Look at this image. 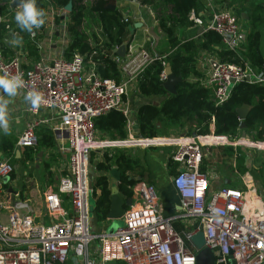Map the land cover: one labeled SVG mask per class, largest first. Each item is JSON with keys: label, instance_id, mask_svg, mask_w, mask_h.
<instances>
[{"label": "built area", "instance_id": "1", "mask_svg": "<svg viewBox=\"0 0 264 264\" xmlns=\"http://www.w3.org/2000/svg\"><path fill=\"white\" fill-rule=\"evenodd\" d=\"M209 4L207 20L193 11L188 22L204 29L203 33L220 35L224 49L241 50L246 33L237 16L212 0ZM5 22L0 12V25ZM30 34V39L36 41L39 31ZM37 47L40 50L39 42ZM155 59L163 58L142 51L124 63L116 56L121 77L115 81L102 77L81 54L71 60L63 56L53 59L49 55L33 60L27 52L17 57L0 54V77L19 74L24 80V86L18 90L23 98L33 90L41 96L37 108L27 103L31 118L15 147L23 150L37 146L36 131L45 123L39 115L45 111L56 115L57 124L49 129L58 151L67 155V166L56 186L46 188L43 195L47 223L35 216L19 194L9 193L7 186H3V179L10 178L13 167L8 156L0 160V208L8 212L6 219L0 218V264H63L78 254L84 258V264H195L197 250L191 246L189 237L199 231L204 234L205 246L214 253L215 264H228L229 260L235 264L264 262V206L259 198H254V187L245 182V191L225 186L211 190L209 174L201 168L206 159L204 147L212 144L233 150L237 147L264 150V141L248 135L246 138L213 133L177 135L162 141L158 145L172 149L167 163L175 168L172 186L179 196L178 212L171 217L163 216L155 188L139 181L131 188L132 196L126 198L129 204L116 232L96 236L89 229L90 156L101 149L126 147L125 141L134 142L137 134L135 124L130 121L128 100L138 94L137 81ZM209 69L202 85L211 89L215 106L224 103L233 87L247 78L249 83L264 86V73L249 65L242 68L215 60ZM161 80L165 81L164 72ZM111 111H119L126 117L127 139H97L95 122ZM146 141V145L154 144ZM180 221H184L187 231L178 234L173 224ZM93 241L95 245L89 249Z\"/></svg>", "mask_w": 264, "mask_h": 264}, {"label": "trees", "instance_id": "2", "mask_svg": "<svg viewBox=\"0 0 264 264\" xmlns=\"http://www.w3.org/2000/svg\"><path fill=\"white\" fill-rule=\"evenodd\" d=\"M136 1L142 7L149 9L159 29L167 36L169 52L161 55L163 59H155L145 68L137 81L138 94L145 98H163L157 105H141L137 109L135 129L143 138L155 139L157 137V121L163 120L168 126L177 127L188 122L195 124L197 131L192 134H209L210 125H213L215 136L224 135L236 138L243 131L255 140L264 141V86L246 81L233 87L229 98L222 104L215 106L212 91L199 81L189 82L191 76H201L198 72L196 59L204 55L211 56L218 62L239 65L244 68L249 65L257 72L264 73V57L259 48L260 30L256 28L254 7L249 16L246 41L239 51H231L222 47L220 35L215 32H205L194 39H180L175 28L191 24L189 15L197 6L198 0H130ZM217 4L226 6L230 0H216ZM71 3V11L65 16L64 8ZM114 0H37V7L45 12V23L31 32L22 31L16 22L7 21L0 25V43L12 34L14 40L25 45L28 57L33 60L40 58L37 43L40 35L43 37L47 27V18L53 13V26H63L69 34V43L63 50L64 58L73 59L76 54H81L85 62L91 63L95 71L104 78L115 81L121 77L118 63L114 58V51L123 44L129 33L123 15L114 6ZM9 7V2L7 8ZM48 8H50L48 10ZM3 9V8H1ZM0 9V12H1ZM51 12V13H50ZM2 13V12H1ZM238 18V17H237ZM39 31L36 41L30 39V33ZM163 63L168 64L175 76L182 78L177 84L176 96L169 95L163 88L161 74L164 72ZM248 105L252 109L245 123V129L239 127L236 109ZM126 117L119 111H111L106 116L95 122V129L109 140L126 138ZM38 142L34 148H25L21 152L19 161L15 160L16 141L6 136L0 139V151L10 158V161L28 164L33 162L39 151L57 149V142L53 133L48 128H39ZM232 150V149H230ZM55 154H52L54 156ZM95 156V154H93ZM93 163V160L91 159ZM172 165V164H170ZM204 172L205 167H201ZM111 169L120 171L121 179L117 185L118 191L125 197L132 196V187L136 184L131 175L139 176L141 173L139 160L127 155L126 152H116L107 149L99 160L93 164V170L98 176L91 186L93 202V217L97 223L105 221L109 212L112 189L109 188L107 174ZM240 172L246 168L239 167ZM14 178V172L10 180ZM5 187V185H3ZM227 187V186H226ZM22 199V198H20ZM23 200V199H22ZM92 217V216H91ZM175 231L180 234L186 230L180 222L174 223ZM186 245H189L185 240ZM122 264V263H121Z\"/></svg>", "mask_w": 264, "mask_h": 264}, {"label": "crops", "instance_id": "3", "mask_svg": "<svg viewBox=\"0 0 264 264\" xmlns=\"http://www.w3.org/2000/svg\"><path fill=\"white\" fill-rule=\"evenodd\" d=\"M211 0H198L197 6L194 9L195 13L197 15H201L207 20L208 15V7L210 6L209 2ZM214 3H216V0H212ZM227 9L232 11L237 17L238 22L241 25L240 22L243 23V30L247 34L248 32V26H249V16L251 15V11L254 7L258 8V11L255 14L256 17V28L260 30V43L259 48L261 50V53L264 57V0H230L228 4L225 6ZM8 7V10H11V8ZM117 10L122 13L123 19L125 24L128 28V35L125 41H128L127 46V54L122 61L124 63L130 62L132 59L136 58L137 55H139L142 51H148L154 56H161L167 54L169 50L168 40L167 36L159 29L153 13L147 9L146 7H142L139 5L136 1H130V0H119L118 6H116ZM12 11V10H11ZM50 18H47V27L49 26L51 30L49 33L47 31L46 34L43 36L42 39H39V44L41 46V50L39 53L40 58H46L47 55H49L53 59H57L56 55L52 57L51 55H54L51 52H54V49L56 48L54 44L52 43V39L55 38L57 35V31L54 30V26L51 22H53V17L50 14ZM138 23L139 27L134 28L135 24ZM241 26V28H242ZM176 35L180 39H194L198 37V31L199 29L196 27H193L192 24L179 26L175 28ZM47 38V39H45ZM14 38L12 34L9 33L7 38L3 41V43H0V54L6 57H17L22 56L24 53H26L25 45L22 42L14 43ZM49 48L50 53H43V48ZM204 62L205 66L203 64L199 63L197 65L198 72L201 76H191L188 78L189 82H195L199 81L201 84L204 83L206 80L208 73L210 71L209 64L211 61H215L211 56L204 55L200 57L199 61ZM0 98L7 99L9 101L8 103V109H7V116H6V122L8 125V130L5 132L2 127V129L6 135L9 138L15 139L17 141L19 135L22 133L21 131L25 128L27 121L29 118H31V115L27 112L28 110V104L25 102L23 96L21 93L17 92V95L14 97H8L6 95L0 94ZM163 100V98H145L139 94H135L129 97L128 100V110L130 111V121L135 124L137 109L141 105H157ZM138 104V105H137ZM39 118L43 121H45L44 124L40 125L39 128H50L51 126L57 124V117L56 115L52 113H48L45 111H41ZM53 119V120H52ZM53 124V125H52ZM39 130V129H38ZM37 130V131H38ZM135 130V129H134ZM136 133V132H135ZM137 134V133H136ZM135 134V135H136ZM3 137V136H1ZM0 137V139H1ZM106 137V136H105ZM108 139V137H106ZM141 138V136H139ZM143 138V137H142ZM58 149V144H57ZM171 149V148H170ZM22 150H20L21 152ZM172 151V149H171ZM236 151V149H235ZM15 152V150H14ZM43 153H47L46 150L42 151ZM101 152V151H99ZM61 154L59 158H55V160L63 159L65 160V164H61L62 162L59 161L56 165L51 166V180L52 182H55V185H47L48 187H55L57 184V181L60 177V175L64 172L63 170L67 166V155L59 151ZM22 154V152H21ZM126 154L131 156L132 158L139 160V165L141 169V173L139 176L131 175L135 182L137 178H141V182H144L148 185L153 186L155 190L157 191V199H158V207L160 208V213L165 217H171L174 216L178 212V204H179V196L172 186V177L175 174V168L173 165H170L167 163V158L170 152L166 153H160V152H146L141 149H138V151L133 152V150H127ZM59 155V154H58ZM64 155V156H63ZM149 157H148V156ZM238 154L236 153V156ZM21 156V155H20ZM62 156V157H61ZM97 158H100L102 154L96 153ZM4 157H7L5 154H3L0 151V160ZM17 157V156H16ZM148 157V159H147ZM19 159V158H18ZM62 160V161H63ZM205 161V160H204ZM208 169V168H207ZM98 174L96 175V177ZM95 177V178H96ZM108 177V183L109 188L116 189L117 190V183L110 177L109 174H107ZM92 181L94 182V179L92 178ZM90 180V188L93 184ZM226 183H229L226 181ZM14 190L17 192L23 200L27 201L28 203L33 202L35 198L41 200L40 202L36 201V209L34 210V205L30 203L31 210L34 212L35 216L42 220L44 223L48 222V217L45 214V211H43L42 208V202H43V196L40 195V192L38 191V194H35L32 190V186H26V183H23L21 180V173L19 176H17V173L14 178L10 180L8 183ZM46 185V184H45ZM219 187V186H218ZM218 187L213 188L211 187V190H216ZM226 187V186H225ZM7 188V187H6ZM36 190L39 189V185H36ZM232 188V187H231ZM46 188L44 189L45 192ZM93 204V202H92ZM90 208H92V205H89ZM8 208V207H7ZM8 212H6V209L1 207L0 208V218L6 219ZM91 214V213H90ZM91 219H93V215L91 214ZM179 223V222H178ZM180 224L185 226L184 221H180ZM121 226L120 223H115L113 221L105 220L100 221V223H96L91 229L92 233L96 236L105 235V234H112L118 230V228ZM264 264V262L262 263Z\"/></svg>", "mask_w": 264, "mask_h": 264}, {"label": "rangeland", "instance_id": "4", "mask_svg": "<svg viewBox=\"0 0 264 264\" xmlns=\"http://www.w3.org/2000/svg\"><path fill=\"white\" fill-rule=\"evenodd\" d=\"M10 1L11 0H0L1 8H3V9H1V12L5 16L6 22L9 20L15 21L14 16H15L16 11L18 10V8H16V10H12V11L7 9V4ZM114 1H115L114 7L118 6L119 0H114ZM61 15L65 16L66 14L64 12ZM48 18H50V16H48ZM240 23H241V25H240V27H241L243 25V23L242 22H240ZM48 28L50 29V27H48ZM242 28H243V26H242ZM54 30L57 31L56 33H59V36H56L55 38L52 39L53 40L52 43L54 44V46L56 48L54 49V52H51V53H53V54L55 53V54L51 55V56L54 57L56 55V58L60 57V56L64 57L63 50L65 49V47L69 43V34L66 32L65 27H63L62 25L59 27L54 26ZM244 30L247 31L246 28ZM48 31L50 32L51 30H48ZM42 38L43 37L40 35V39H42ZM45 39H47V38H45ZM40 51L42 52L41 49L39 50V53H40ZM44 52L47 54L50 53L48 48H46V47L43 48V53ZM196 61H197L196 65H199V63H201V64H203V66H205V64L202 60H201L202 62H200L199 59L197 58ZM157 126H159L157 128L158 129L157 130V137L155 139H149V141H151V142H155V141H157V139L166 140V139H169L171 137H176L177 135H191V133L197 131V129L195 128V124L191 125L188 122H184V125H177V127H173V126H168L165 121L160 119L157 121ZM95 131H96V129H95ZM134 131L136 132V129ZM213 132H214V129H210V133H213ZM209 134H206V135H209ZM241 134H240V136H241ZM1 136L8 137L2 129H0V137ZM96 137H97V139H100L102 141H109V139H107L105 137V135H103L99 131H96ZM229 137H231V136H229ZM125 139H127V136ZM146 140H147V138H142V137L139 138V136H138V137H136L135 140H133L136 143L135 145L126 146V147H112L109 149L115 150L116 152H118V151L119 152H121V151L126 152L127 150L128 151L133 150V152L135 153V151H138V149H141L143 151H146L147 153L148 152H152V153L153 152L154 153L155 152H157V153L158 152H160V153L161 152L162 153L167 152V154L169 152L171 153L170 147L163 146V145H154V144L153 145H151V144L146 145V143H148ZM204 148L206 151V159H205V161L202 162V166L205 167L204 169H206L204 172L205 173L208 172V174H209V187H210V189H211V187L213 189V188H216L218 186H227V187H232L235 189H240V190L245 191V189H246L245 182H246V183H249L251 186L254 187V189H255V192H253L254 198L255 199L259 198V200L262 203V206H264V150L251 149L250 147H237V148H235L236 149V151H235L233 149L230 150L228 147L222 146L219 143L217 145L212 144V145L204 147ZM42 151H39V153ZM106 151H107V149H101V152H99V153L103 154ZM46 152L47 153H43L39 157H38V155H39L38 154L36 159L33 162L28 163V164L16 162V161L20 160V158L18 159L17 157H15L16 161L12 160L10 162L12 164L13 172L15 173V175L17 173V176H19L21 173L22 182L26 183L25 185L28 187L32 186L33 187L32 191L35 194H38V191H39L41 196L44 195V189L47 188V185H51V186L55 185V182L54 181L52 182L53 179L51 180V173H52L51 172V166L56 165L57 163H59V161L62 162L61 164H63V163L65 164V162H66L62 158L59 160H55L56 157L59 158L61 155L59 153L58 149H55V150L49 149V150H46ZM236 153L238 154L237 156H236ZM52 154H55V155L52 156ZM93 154H95V156H93ZM93 154H91V156H90L89 165H88V170H89V176L88 177L90 178L91 183L93 182L92 178L95 179V177L97 175V172H95V170H93V164H95L99 160V158H97V156H96V152H94ZM148 157H147V159H148ZM91 159L93 160V163L91 162ZM240 166L245 167L246 171L240 172L239 171ZM226 181H228L229 183H226ZM36 185H39L38 190H36V188H35ZM260 190H262V193L260 192ZM38 196H39V194H38ZM36 201L40 202L41 200L35 198V200L33 202H30L34 205V207H33L34 210L36 209V204L38 203V202L36 203ZM30 203H29V205H30ZM89 205L93 206L91 195L89 197ZM30 207H31V205H30ZM96 223L97 222L94 220V217H93V219H91L89 222V229H91ZM117 223L119 224L120 222H117ZM121 223H122V221H121ZM94 245H95V241H93L89 245V249H91ZM83 259L84 258L83 257L80 258L79 254H78L77 256H73L67 262H65L63 264H84Z\"/></svg>", "mask_w": 264, "mask_h": 264}, {"label": "water", "instance_id": "5", "mask_svg": "<svg viewBox=\"0 0 264 264\" xmlns=\"http://www.w3.org/2000/svg\"><path fill=\"white\" fill-rule=\"evenodd\" d=\"M71 6H72L71 3H69L64 8V12L69 13L71 11ZM10 8H11V10H16V8H18V0H11L10 1ZM49 9L50 8H48V10ZM108 9L112 11L115 9V7L109 6ZM137 27H139L138 23L135 24L134 28H137ZM198 29H199L198 35H201L204 32V29H202V28H198ZM47 33H49V31H47ZM57 35H59V33H57ZM127 46H128V41H124L122 45H120L115 50H113L114 54L119 59H124L126 54H127ZM213 64H215V61L210 62V65H213ZM163 70H164V74H165V81L163 82V88L166 90V92L169 95L176 96V93H177L176 86H177V84L182 82V78L179 76H175L168 64L164 65ZM246 82L249 83L248 78L246 79ZM251 109L252 108L248 105H242L241 107L236 109L237 118L240 122L239 127L241 130H244L246 128L244 121L246 120ZM209 128L214 129L213 125H210ZM138 136H139V134H137V137ZM241 137L246 138L247 137L246 133L243 132L241 134ZM251 138H253V137H251ZM15 152H16L17 158H20L21 152H20V149L18 147H15ZM42 154H43V152H40L38 157L41 156ZM109 175L118 185L119 181L121 179L120 171H118L116 169H111V171L109 172ZM140 180H141L140 177L136 179L137 182H139ZM9 182H10L9 177H6L3 179V184L5 186H7V191L9 193L14 194V195L18 194L8 184ZM260 192L262 193V190H260ZM128 204H129L128 200L118 191V189L116 190V189L112 188V196L110 199V204H109V208H108L109 212L106 216V220L113 221L115 223L122 221L123 216H124L125 211H126L125 208L128 206ZM89 210H90L91 214L94 211L93 207L89 208ZM189 242H190L191 246L197 250V254L195 256V264H215L214 253L210 248L205 246V239H204V234L202 231H199L198 233L190 236ZM228 264H235V263L233 260H229Z\"/></svg>", "mask_w": 264, "mask_h": 264}, {"label": "clouds", "instance_id": "6", "mask_svg": "<svg viewBox=\"0 0 264 264\" xmlns=\"http://www.w3.org/2000/svg\"><path fill=\"white\" fill-rule=\"evenodd\" d=\"M14 19L22 31L31 32L45 23V12L37 7V0H18V10ZM18 42V40L14 41V43ZM23 86L24 80L19 74L0 77V94L14 97ZM24 100L32 108H37L41 102V96L33 90L25 94ZM8 103L7 99L0 98V127L5 132L8 130L6 122Z\"/></svg>", "mask_w": 264, "mask_h": 264}, {"label": "bare ground", "instance_id": "7", "mask_svg": "<svg viewBox=\"0 0 264 264\" xmlns=\"http://www.w3.org/2000/svg\"><path fill=\"white\" fill-rule=\"evenodd\" d=\"M162 141H164V140L157 139V141H155L154 144H155V145L161 144V143H163ZM123 145H126V146H132V145H135V143L132 142V141H125V142L123 143ZM257 206H260V207H261L260 204H258Z\"/></svg>", "mask_w": 264, "mask_h": 264}]
</instances>
